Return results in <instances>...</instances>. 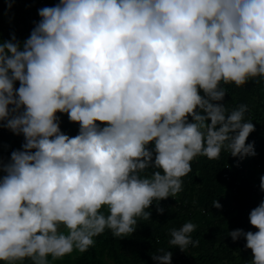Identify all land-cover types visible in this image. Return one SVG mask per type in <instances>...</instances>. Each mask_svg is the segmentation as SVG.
Segmentation results:
<instances>
[{
	"label": "clouds",
	"instance_id": "9594fccd",
	"mask_svg": "<svg viewBox=\"0 0 264 264\" xmlns=\"http://www.w3.org/2000/svg\"><path fill=\"white\" fill-rule=\"evenodd\" d=\"M38 15L23 43L0 40V127L25 141L0 160L3 264H50L105 230L129 236L182 191L195 158L256 155L248 106L229 112L222 85L264 79V0H60ZM249 221L258 231L229 235L264 264V201ZM195 230L173 228L169 243L196 247Z\"/></svg>",
	"mask_w": 264,
	"mask_h": 264
},
{
	"label": "trees",
	"instance_id": "16d2710c",
	"mask_svg": "<svg viewBox=\"0 0 264 264\" xmlns=\"http://www.w3.org/2000/svg\"><path fill=\"white\" fill-rule=\"evenodd\" d=\"M60 0H0V40H10L15 35L23 43L41 19L38 10L53 7ZM9 3L11 7L9 8ZM19 87V82L15 83ZM226 96L222 103L229 112L241 104H246L251 112L250 120L255 131L250 133L246 143L254 142L255 156L240 160L242 170L236 169L226 182L223 173L228 159L225 151L220 158L209 160L199 156L192 161V172L183 177L182 191L174 197L153 202L149 209L151 218H138L135 231L126 237H115L110 230L94 237V246L86 252L74 251L50 264H157L153 255L172 252L171 264H244L253 258L247 249L246 239L233 241L230 232L242 229L256 232L249 221L252 209L264 201V191L260 189V177L264 176V79L249 81L242 87L234 84L222 85ZM202 94V93H201ZM60 129L74 137L79 132V124L69 120L67 114L57 113ZM103 126V125H101ZM23 135H16L6 127H0V160L10 162L14 150H22ZM153 170L149 169L148 174ZM5 173L0 172V176ZM143 175V174H142ZM218 201L221 208L213 207ZM163 208V214L157 212ZM202 210L205 212L202 213ZM107 215V209L103 210ZM192 222L196 230L191 233L199 245H189L185 251L172 246L170 232L183 224ZM66 232V230H64ZM3 264V262H0ZM24 264H30L25 261Z\"/></svg>",
	"mask_w": 264,
	"mask_h": 264
},
{
	"label": "built area",
	"instance_id": "2783aa9c",
	"mask_svg": "<svg viewBox=\"0 0 264 264\" xmlns=\"http://www.w3.org/2000/svg\"><path fill=\"white\" fill-rule=\"evenodd\" d=\"M247 121H250L252 119V114L251 112L247 113V117H246ZM225 155L227 157V159L229 160L227 164H225V169L227 170V172L223 173V178L226 182L230 181V174L231 172L233 173L236 169L238 170H242L241 166L239 165V159L238 157H232L230 155L229 152L225 151ZM205 211L202 210V213H204Z\"/></svg>",
	"mask_w": 264,
	"mask_h": 264
},
{
	"label": "crops",
	"instance_id": "0c3cea01",
	"mask_svg": "<svg viewBox=\"0 0 264 264\" xmlns=\"http://www.w3.org/2000/svg\"><path fill=\"white\" fill-rule=\"evenodd\" d=\"M244 264H249V261L248 262H245Z\"/></svg>",
	"mask_w": 264,
	"mask_h": 264
}]
</instances>
